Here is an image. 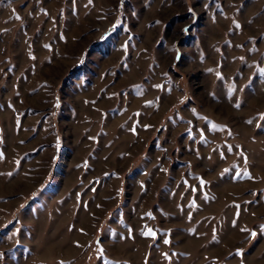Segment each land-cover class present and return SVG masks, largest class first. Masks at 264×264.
Listing matches in <instances>:
<instances>
[{"label":"rangeland","instance_id":"obj_1","mask_svg":"<svg viewBox=\"0 0 264 264\" xmlns=\"http://www.w3.org/2000/svg\"><path fill=\"white\" fill-rule=\"evenodd\" d=\"M0 254L264 264V0H0Z\"/></svg>","mask_w":264,"mask_h":264},{"label":"snow or ice","instance_id":"obj_2","mask_svg":"<svg viewBox=\"0 0 264 264\" xmlns=\"http://www.w3.org/2000/svg\"><path fill=\"white\" fill-rule=\"evenodd\" d=\"M19 18V17H17ZM167 243V241H165ZM0 259H3V254H0Z\"/></svg>","mask_w":264,"mask_h":264}]
</instances>
